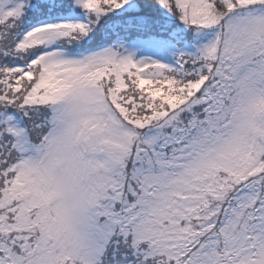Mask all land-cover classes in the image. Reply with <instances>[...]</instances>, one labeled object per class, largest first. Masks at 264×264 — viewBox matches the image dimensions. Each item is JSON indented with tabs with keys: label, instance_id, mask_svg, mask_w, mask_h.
I'll return each instance as SVG.
<instances>
[{
	"label": "snow or ice",
	"instance_id": "6c2138e0",
	"mask_svg": "<svg viewBox=\"0 0 264 264\" xmlns=\"http://www.w3.org/2000/svg\"><path fill=\"white\" fill-rule=\"evenodd\" d=\"M0 264H264V0H0Z\"/></svg>",
	"mask_w": 264,
	"mask_h": 264
}]
</instances>
